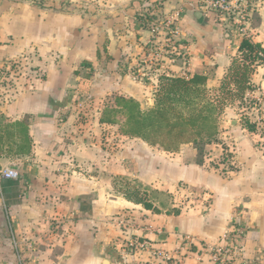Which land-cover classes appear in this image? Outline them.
I'll list each match as a JSON object with an SVG mask.
<instances>
[{"label":"crops","instance_id":"crops-1","mask_svg":"<svg viewBox=\"0 0 264 264\" xmlns=\"http://www.w3.org/2000/svg\"><path fill=\"white\" fill-rule=\"evenodd\" d=\"M199 4L0 0V118L28 117L32 140L30 154L3 158L19 166L0 169L17 172L0 174V264H214L212 251L234 227L243 230L236 264H264V147L256 125L250 131L228 119L234 126L219 130L220 143L206 146L201 165L190 144L166 152L100 131L115 126L99 121L107 95L140 101L150 94L144 102L152 106L161 74L200 70L218 93L234 73L241 38ZM255 15L249 39L264 48V0ZM170 17L180 29L174 47L164 45ZM153 22L162 24L156 34ZM247 84L243 94L259 98L264 63L254 64ZM222 145L228 169L207 159H217ZM119 177L145 190L159 211L125 198ZM192 195L199 203L184 206Z\"/></svg>","mask_w":264,"mask_h":264},{"label":"trees","instance_id":"trees-1","mask_svg":"<svg viewBox=\"0 0 264 264\" xmlns=\"http://www.w3.org/2000/svg\"><path fill=\"white\" fill-rule=\"evenodd\" d=\"M253 17L257 18L255 14ZM212 22L218 24L214 19ZM238 51L247 65L243 64L241 72L234 70L231 76L239 88L246 89L249 87L247 80L251 72V69H247L249 65L264 63V48L257 42L241 38ZM206 81L207 75L200 70L186 76L161 74L151 107L143 110L136 99L115 95L112 104L102 110L99 121L106 125H117L119 122L116 117L122 115L123 124L119 127L121 134L139 138L166 152H176L183 144H190L196 152L194 162L201 165L206 155V146L220 143L219 113L221 106L226 104L220 103L219 94H210ZM230 82L231 79L220 88ZM29 123L28 117L13 122L2 121L0 118V160L30 154L32 140L28 135ZM245 127L253 131L255 124L247 122ZM222 149L226 147L222 145ZM230 156V153H224L221 162H226ZM118 179L120 192L125 198L142 204L146 209L159 211L148 199L145 190L125 178ZM228 234H232V229Z\"/></svg>","mask_w":264,"mask_h":264},{"label":"built area","instance_id":"built-area-1","mask_svg":"<svg viewBox=\"0 0 264 264\" xmlns=\"http://www.w3.org/2000/svg\"><path fill=\"white\" fill-rule=\"evenodd\" d=\"M258 2L259 0H200L199 6L204 14L212 16L215 21H218L220 26L233 31L240 38L249 39L250 32L248 27L253 14L256 12ZM175 20L176 18L170 17L163 23L165 27L164 45L167 47H174V43L178 41L180 29ZM150 25L151 31L156 34L162 24L153 22ZM16 66L15 62L9 61L5 68L12 70ZM0 174L6 178L17 177V172L9 169L3 170ZM242 238L243 230L237 227L232 228V234L229 235L227 233L224 244L212 251L214 264H236ZM129 244L135 248L144 247L134 240H130ZM157 253L162 254L160 251H157Z\"/></svg>","mask_w":264,"mask_h":264},{"label":"rangeland","instance_id":"rangeland-1","mask_svg":"<svg viewBox=\"0 0 264 264\" xmlns=\"http://www.w3.org/2000/svg\"><path fill=\"white\" fill-rule=\"evenodd\" d=\"M254 14H253V16H254ZM182 43H184V42H182ZM182 43L180 42L181 45H182ZM185 43H184V46H185ZM177 52L178 51H176L175 53L177 54ZM165 55L166 56L170 55L169 51ZM174 60H176V59H174ZM238 60L241 63H243L244 65H247L242 57H240V58L238 57V59H236V63H234L232 65V67L234 66L232 69V72L234 70H237V68L235 66L238 65ZM244 65L242 66V68L240 70H238V72H241V70L244 68ZM252 68H253V65L252 66L249 65V68L247 70H250V69L252 70ZM229 77H230L229 79H226L223 81L222 86L224 85V83L226 81L229 82V80L232 79L231 75ZM230 87H232V85L227 83L222 89L220 88L219 93H217V91L213 90L212 88H209L211 91L210 92L211 95L212 94H217V95L219 94V96H221L220 103L221 102L223 104L226 103L224 106H221V111L219 113V130L221 129V132L231 130V127L234 125L230 126L231 124H229L228 119H232V118L233 119H236V118L240 119V122L243 125H245V123H247V122H253L254 121V122H256L255 125L257 126L256 132L261 136V138H262L261 139L262 140L261 145H263V147H264V91H263V93H257L258 95L260 94V97L256 98L253 95L243 94L244 93L243 88L241 89L238 87L237 91L232 92L230 90ZM241 87H242V85H241ZM238 90H241L243 92H240V91L238 92ZM149 95L150 94L143 95L140 97V101H139L140 107L143 110H145V109L149 108V106H151V105L144 102V98L148 97ZM112 101H113V96L107 95L106 98L104 99V103H105L104 105H110V104H112ZM116 119L118 120L119 123L117 125H115L113 128L112 127H106V128H104V130H100L101 132H104V136H105V133L109 134L108 137L116 136V132H119V130L121 131V129H119V127L120 126L122 127L121 124H123V117H122V115H117ZM98 133H99V131H98ZM121 133H122V131H121ZM100 134L101 133H99V135ZM218 138H220V137L218 136ZM109 142H111V141H106L105 144H109ZM262 149H264V148H262ZM228 150H229L228 147L225 150H222L221 155L217 159L215 157H213V155H210V154L207 157V159H209L208 160L209 162H213V161H215V163H217L219 161L221 162V157L224 155V153H226V152L230 153ZM6 158H8V157H6ZM9 158H11V157H9ZM230 160H231V157H229V160L224 162V167L226 169L231 167ZM0 164H1L0 169H3L4 167L15 168V167L19 166L15 160H11V161L9 160V162L7 163V161L5 162L3 159H1ZM117 182L119 184V181H117ZM118 184H115L116 187L118 186ZM198 198L199 197H197L196 195H192L191 196V202L190 203L185 202L183 205L185 206L187 204H190V205L198 204L199 203ZM178 199H182V198L179 196ZM1 208L2 207L0 204V210H2ZM1 214H3V213H1Z\"/></svg>","mask_w":264,"mask_h":264},{"label":"water","instance_id":"water-1","mask_svg":"<svg viewBox=\"0 0 264 264\" xmlns=\"http://www.w3.org/2000/svg\"><path fill=\"white\" fill-rule=\"evenodd\" d=\"M200 15H201V13H199L198 15H195V16H197V18H199V17H200Z\"/></svg>","mask_w":264,"mask_h":264}]
</instances>
